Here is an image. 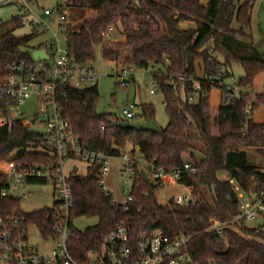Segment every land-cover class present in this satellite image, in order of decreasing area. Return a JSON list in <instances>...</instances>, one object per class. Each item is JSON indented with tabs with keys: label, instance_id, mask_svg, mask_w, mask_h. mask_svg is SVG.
<instances>
[{
	"label": "trees",
	"instance_id": "16d2710c",
	"mask_svg": "<svg viewBox=\"0 0 264 264\" xmlns=\"http://www.w3.org/2000/svg\"><path fill=\"white\" fill-rule=\"evenodd\" d=\"M106 1L71 0L69 6L75 10L96 9ZM252 4L253 0H208L205 4L201 0H126L96 15L86 27L76 28L69 22L63 25L65 44L75 62H92L94 49L100 46L102 58L118 67L153 68L151 75L157 82V92L167 102L168 118L156 133L121 128L119 122L134 121L98 112L96 84L58 87L61 115L71 123L86 149L118 157L131 145L132 153L135 147L139 152L134 165L133 200L126 209L113 205L112 197L102 192L99 164H89L84 175L73 171L67 176L73 198L68 248L76 261L89 263L90 255L102 248L104 238L118 226L128 224L134 233L160 229L169 236L189 235L185 252L197 264H264V223L250 227L240 219L236 230L226 228L222 234L210 225L211 219L225 222L240 213L235 186L245 193L264 189V160L257 162L250 150L264 147V121L246 119L244 114L248 100H252L253 110L264 104V92L253 94L250 90L255 77L264 72V54L253 44L250 32ZM11 22L0 25V32L7 31L0 37V69L7 73V68L21 66L25 77L46 78L50 64L32 58L37 49H43L47 59L52 54L46 44L30 45L38 33L37 26L32 23L30 32L20 34L14 32L16 27ZM185 22L193 26H183ZM109 28L120 32L123 39L105 38ZM209 41L212 45L206 46ZM234 62L243 69L236 90L231 89ZM175 75L202 82L196 100H188L190 82L184 83L182 91L171 85L168 79ZM214 89L224 92L213 112L209 95ZM5 108L0 103V112ZM134 118L154 120L153 105L142 99L141 112ZM53 152L45 132H34L21 121L0 126V161L52 165L56 160ZM186 155L196 172L183 173L179 183L192 187V200L182 205L172 199L161 203V188L147 180V163L172 171L182 168ZM27 183L43 182L29 179ZM7 187L6 177L0 174V188ZM20 201L14 196L0 197V217L24 219L27 225L36 226L43 238L51 236L54 226L47 215L54 213L56 203L26 212ZM80 216L97 217L98 221L77 230L72 220Z\"/></svg>",
	"mask_w": 264,
	"mask_h": 264
},
{
	"label": "built area",
	"instance_id": "2783aa9c",
	"mask_svg": "<svg viewBox=\"0 0 264 264\" xmlns=\"http://www.w3.org/2000/svg\"><path fill=\"white\" fill-rule=\"evenodd\" d=\"M13 5L18 14L26 16L33 13L38 20V26L43 30H50L55 42L46 44L52 52L54 67H51L46 78L35 75L25 77L21 66L7 68V73L0 69V103L6 105L0 112V126H12L21 121L27 125L20 110L21 104L32 95H37L43 115L42 123L46 127L45 133L53 145L55 156L54 164L22 165L14 160L0 161V174L6 177L8 187L0 188V197L14 196L19 200L27 198L29 192L24 188L22 192H15L16 187L26 185L27 180L37 179L44 183H51L59 198L54 202L56 208L53 214L47 215V220L54 226L53 234L47 239H53L55 244L49 255H40L33 250L28 240V227L24 219L18 217H0V264H85L76 261L70 254L68 241L71 236L70 211L73 208L71 187L67 177L63 174V163L69 157L80 158L89 164L100 165L98 184L105 195L112 197L111 203L115 206L122 205L127 208V203L133 200L132 185L135 175V158L124 153L118 157L88 150L80 143L71 123L61 115V105L58 96V87L69 85L75 88L92 86L97 79V73L91 62L78 63L70 54L66 44L61 45L58 35L67 22L64 12L53 9L35 7V0H0V6ZM43 16L46 18L44 20ZM112 28L104 34L109 38ZM66 41V38H65ZM107 62H112L106 60ZM117 76L120 77L121 86L128 87L135 73L133 67H118ZM151 71H154L152 69ZM168 81L172 86H178L182 91L184 83L190 82L188 100H196L200 94L202 82L187 78L183 75L170 76ZM231 89L236 90L237 85L232 77ZM224 90V89H223ZM219 90L222 94L224 91ZM157 93V82L150 83L149 94ZM62 96H65L63 94ZM163 105L167 102L163 99ZM246 119L253 117V102L248 100L244 108ZM136 115L135 104L125 103L120 110V116L125 120H132ZM114 158L122 162L119 176L122 179L125 200L118 203L106 186V178L110 173ZM195 173L196 167L192 160L186 159L182 168L167 171L164 167L154 163H147L146 173L161 188V197L168 188H181V192H172L168 199L174 200L178 205L187 204L193 198L192 187L181 185L179 179L183 173ZM239 200L240 213L234 218L219 222L211 219L210 225L218 234L224 229L232 228L242 219L245 222L255 220L264 212V189L260 192L245 193L235 186ZM34 226V225H32ZM190 236L178 234L169 236L160 229L144 230L134 233L128 224L118 226L107 235L102 248L90 255L87 264H197L191 261L185 249Z\"/></svg>",
	"mask_w": 264,
	"mask_h": 264
},
{
	"label": "rangeland",
	"instance_id": "374dc122",
	"mask_svg": "<svg viewBox=\"0 0 264 264\" xmlns=\"http://www.w3.org/2000/svg\"><path fill=\"white\" fill-rule=\"evenodd\" d=\"M126 0H108L102 3L96 9H84L75 10L69 6L71 0H35V7L53 9L54 15L57 13V7L65 13L67 17V22L72 25H76V28L86 27L92 22L93 18L101 12L110 10L121 6ZM247 0H239L240 3ZM204 2V3H203ZM207 0H201V3L205 4ZM255 2V3H254ZM254 5H252L251 10V31L255 37V42L258 45L261 53L264 54V0H253ZM18 11L13 5H2L0 6V25L5 21H12L14 27L17 28V32L24 34L32 30V23L37 26L38 33L31 40L30 45L34 46L37 44H52L55 42L53 35L50 30H43V26H38V20L33 13L16 18L15 15ZM44 20L46 18L43 16ZM21 20V23H20ZM5 25H7L5 23ZM10 25V24H9ZM193 25L191 22L183 23V26ZM10 30V29H9ZM6 32H0V37L4 36ZM110 39H123V35L118 31H113L110 34ZM58 39L62 46L65 45V36L63 33H59ZM212 45V41H209L206 46ZM51 67H54L53 55L46 59ZM92 65L97 73V79L95 84L97 85L99 91V99L96 105L97 111L100 113H115L120 116L121 107L129 102L135 104L136 114L141 112V101L142 95H145L147 103H150L154 107V121L159 127H164L167 123V113L165 106L163 105V96L160 92L155 95L149 94L150 83L153 78L151 75V70L148 69H136L132 80L128 87L121 86L118 82H121L119 76L114 73L116 71V64L114 62H107L102 58L100 53V46H96L94 49V59L92 60ZM233 77L236 82L240 77L243 76V69L239 63H232ZM201 66L198 65V73L201 74ZM118 83V84H117ZM217 91V89H215ZM251 92L254 94L258 90L264 92V82L261 79H256L254 85L251 87ZM214 96V95H213ZM213 98V97H212ZM41 108V103L37 95H32L30 98L26 99L20 106L22 112V117L27 123L30 130L34 132L44 133L46 131L45 125L42 123L44 117L39 113ZM121 117V116H120ZM254 120L264 121V104L260 105L253 114ZM130 121H141L140 118H133ZM131 145H128L126 152L129 156L136 158L139 155L138 148L135 147V152H131ZM257 157V162L264 160V147L261 149L250 148ZM260 150V151H259ZM197 157H200L198 152H195ZM185 159H189L186 155ZM122 162L119 158H114L111 164L110 173L106 178V186L109 192L112 193L113 197L118 203H122L125 200V193L122 192L123 184L121 177L119 176V170ZM89 163L83 159L69 157L63 163V174L67 177L73 171L78 174H86ZM222 178L225 176L222 174ZM29 192L27 198L22 199L20 202L21 207L24 211L30 212L34 210H39L45 207H50L54 205V202L59 198V196L54 193L56 192L51 183H32L16 187L15 192H22L23 189ZM166 190V194L162 195L161 192L158 194V200L161 203L167 202L172 195V190ZM172 189V188H171ZM182 189L177 188V192H181ZM175 192V191H174ZM98 221L97 217H86L80 216L72 220V225L77 230H84L88 226L96 224ZM264 223V212L257 217L255 220L246 222L250 227H257ZM235 229L236 227H232ZM236 230V229H235ZM251 238L249 235L247 236ZM28 240L33 250H36L40 255H49L55 244L53 239H45L42 237L39 229L36 226L28 227Z\"/></svg>",
	"mask_w": 264,
	"mask_h": 264
},
{
	"label": "water",
	"instance_id": "95a60500",
	"mask_svg": "<svg viewBox=\"0 0 264 264\" xmlns=\"http://www.w3.org/2000/svg\"><path fill=\"white\" fill-rule=\"evenodd\" d=\"M33 60H46L48 58L47 53L42 49L34 50L32 53ZM143 102H146L145 95H142ZM118 125L121 128H127L136 131H146L156 133L159 130V126L155 123L154 120L147 118L144 121L139 122H119ZM142 174L145 176V172L142 171ZM149 178H147L148 180Z\"/></svg>",
	"mask_w": 264,
	"mask_h": 264
},
{
	"label": "crops",
	"instance_id": "0c3cea01",
	"mask_svg": "<svg viewBox=\"0 0 264 264\" xmlns=\"http://www.w3.org/2000/svg\"><path fill=\"white\" fill-rule=\"evenodd\" d=\"M208 1V0H207ZM204 3V2H203ZM255 3V2H254ZM254 3L252 4V5H254ZM190 26H193V25H190ZM14 32H17V28H15V30H14ZM250 32H251V35H252V41H253V44L256 46V48L260 51V49H259V47H258V45L256 44V42H255V37H254V35H253V33H252V31H251V28H250ZM43 50V49H42ZM260 52H262V51H260ZM256 79H261L262 80V82H264V72H262V73H259L256 77H255V79H254V81H253V85H254V82L256 81ZM259 93H263L261 90H258L257 92H255L254 94H259ZM214 95V96H213ZM213 97V98H212ZM220 99H221V93H220V91L219 90H212L211 91V93H210V95H209V103H210V105H211V109H212V111L214 112L215 110H216V108H217V106H218V104H219V101H220ZM254 119V118H253ZM254 121H256V122H262V121H257V120H254ZM169 190H172L173 192L175 191V192H177V188H173V189H169Z\"/></svg>",
	"mask_w": 264,
	"mask_h": 264
},
{
	"label": "flooded vegetation",
	"instance_id": "af4514ba",
	"mask_svg": "<svg viewBox=\"0 0 264 264\" xmlns=\"http://www.w3.org/2000/svg\"><path fill=\"white\" fill-rule=\"evenodd\" d=\"M134 122H136V121H134Z\"/></svg>",
	"mask_w": 264,
	"mask_h": 264
}]
</instances>
